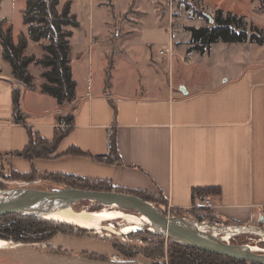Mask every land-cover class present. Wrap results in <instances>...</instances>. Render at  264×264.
I'll use <instances>...</instances> for the list:
<instances>
[{
  "label": "crops",
  "instance_id": "crops-1",
  "mask_svg": "<svg viewBox=\"0 0 264 264\" xmlns=\"http://www.w3.org/2000/svg\"><path fill=\"white\" fill-rule=\"evenodd\" d=\"M165 1H155L154 23L143 24L140 0L130 2L122 13L114 2L85 0L88 17L82 21L77 13L80 26L72 28L70 37V64L77 85L69 103H59L42 91L41 64L28 66L33 87L19 82L0 44V153L22 172L36 168L106 179L115 187L163 195L171 207L189 210L209 199L219 214L264 229V220L260 221L264 207V44L253 57L245 52L215 56V69L205 84L177 77L173 58L160 52L174 47L171 17L160 11ZM73 6L74 0L72 10ZM96 7L105 10L102 19L95 17ZM131 10L141 15L127 18ZM204 14L209 18V13ZM76 32L81 33L82 49L75 46L71 51ZM42 43L29 40L25 53L30 55L29 47ZM158 44L165 47L157 48ZM138 45L146 50L154 80L150 70L140 71L138 59L132 63V48ZM112 51V85L106 88ZM165 62L168 83L162 79ZM32 64L41 68L37 85ZM14 85L21 87L26 123L14 119ZM30 92L35 95L33 102L27 97ZM65 114L74 115V124L57 156L30 160L7 153L25 147L30 139L28 126L52 138L57 118ZM112 136L116 151L110 146ZM74 146L88 154L71 153ZM208 185L220 187L221 192L194 203L193 188Z\"/></svg>",
  "mask_w": 264,
  "mask_h": 264
},
{
  "label": "trees",
  "instance_id": "trees-1",
  "mask_svg": "<svg viewBox=\"0 0 264 264\" xmlns=\"http://www.w3.org/2000/svg\"><path fill=\"white\" fill-rule=\"evenodd\" d=\"M72 3L73 0H25V6L22 9V21L27 26V34L20 33L17 40L14 38L12 32V24L5 27L4 22L6 18L0 19L2 56L11 64L12 75L24 85L33 87L34 76L28 70V66L31 62L41 64L43 67L41 75L44 78V81L41 83V89L54 96L59 103L71 102L75 97L77 85L70 64V37L73 34L72 28L80 26V20L77 13L72 10ZM226 14L222 9H216L213 24L187 26V30L191 34L189 51H196L202 54L210 53L212 45L219 41L229 43L249 41L261 45L264 44L263 28L253 27L251 30H248L243 15H238L232 11ZM29 40L43 42L42 48L44 53L41 57L25 53ZM114 61V51H112L108 57L106 67V88L112 85ZM113 105L115 106V104ZM13 114L16 121L26 123V116L22 112L21 87L19 85H14L13 87ZM73 124V114L60 115L57 118V125L52 138L45 137L40 132L34 131L31 126H28L30 139L25 147L7 153L22 156L30 160L35 158H53L57 156L59 145ZM111 141L112 151H116L113 136L111 137ZM69 151L73 154H88L76 146L71 147ZM38 181L53 183L50 187H47L50 189L58 185H70L93 190H119L133 193L152 203L159 200L155 195L143 190L115 187L106 179H96L76 174L40 172L36 168L22 172L12 165H9L8 169L5 166H0V187L31 186ZM220 192L221 189L218 186H197L192 191L193 201L195 203L197 198L219 194ZM88 201H92V206L80 207L75 203L72 209L98 213L108 208V206L98 204L97 201ZM165 201L164 204L169 207L167 200ZM126 212L133 214L132 212L135 211L126 210ZM170 212L175 215H190L200 221L211 223H238L234 219L219 214L212 207L202 206L185 210L172 206ZM114 219L120 218H106L97 223L103 224L106 222L108 224L110 222L114 226L112 223ZM121 219L128 221L124 218ZM74 226L76 225L72 223L48 220L43 217L23 216L11 213L0 216V239L32 242L48 241L58 232H72ZM142 227V225H139L137 230H140ZM133 231L135 230L127 233ZM152 234L158 236L160 239L158 240L156 252L143 251L147 257L154 259L150 264H261L177 244L171 239L168 240L167 257L161 260L165 243L163 238L165 236L158 231H152ZM241 234L244 233H237L238 236ZM116 246L120 252L126 253L122 245L116 244Z\"/></svg>",
  "mask_w": 264,
  "mask_h": 264
},
{
  "label": "rangeland",
  "instance_id": "rangeland-1",
  "mask_svg": "<svg viewBox=\"0 0 264 264\" xmlns=\"http://www.w3.org/2000/svg\"><path fill=\"white\" fill-rule=\"evenodd\" d=\"M101 1H105L106 4L114 2L115 8L119 13L126 10L130 6V2L134 3V0ZM155 1L156 0H140V7L145 11L143 16L139 17L143 24L154 23ZM74 3L75 6H73V11L78 13L82 21H86L88 14H86L87 9L85 0H74ZM24 6L25 0H0V19L6 18V21L4 22L5 27L12 24V32L16 39L22 32L27 34V26L22 21V9ZM216 9H222L225 15H227L226 13L229 11L237 13L238 15H243L248 30H251L253 27L264 29V0H166L162 6L160 5V11L164 10L165 12H168V15H170L175 34L174 47L171 46V48L168 49L171 50V52L165 51V53L170 55V59L173 58L174 67L173 65L172 67L174 68V74L177 77H183L189 81L198 80L205 84L210 80L212 71L215 69L212 61L214 60V57L219 55L221 52L229 57H231L232 54H239V52L251 53V56L253 57L263 48L262 45L254 43L243 45L238 42L227 43L219 41L214 44L213 54H209L208 52L201 54L194 51L191 56L188 49L190 46L189 40L191 34L187 30V26L213 24L214 20L205 17L204 13H209L212 18H214ZM104 11L105 10L102 7H96L95 17L102 19ZM139 13L137 14L131 10L125 15H127V18H136V15H141ZM134 41H137V38H135ZM72 42L74 44H72L73 46L71 45V51L75 50V46L80 50V32H76L75 36L72 38ZM156 46L157 48L165 47L160 44ZM28 50L31 54H34L37 57L42 56L44 53L42 44H37L34 47L31 45ZM132 50L135 54L132 63L134 64L135 60L138 59L140 61L139 67L142 69L140 71L146 72L150 70L151 73L152 69L145 57L146 50L140 45L133 47ZM81 58H83V56H81ZM31 66L35 75V85H37L39 83V79L42 78L40 77L41 68L40 66L34 64ZM161 69L163 71L162 79L168 83L169 72L166 62L164 67ZM151 75L154 80L153 73H151ZM27 97H29V100L33 102L35 95L30 92ZM1 154L2 153H0V166H5V168L8 169V161L5 156ZM52 184L53 183L45 181H38L31 186L50 189L47 187H50ZM62 186L65 185H58L54 187ZM11 187L13 186L0 187V191ZM155 196L159 200L154 204L161 211L169 215H175L170 212L171 207L164 204V202H166V198H164L163 195ZM91 203L92 201H88V199H86L81 200L76 204L80 207H90L92 206ZM106 209L121 210L115 207H108ZM132 213L136 214L134 212ZM4 219L6 220V218ZM112 223L118 231L120 228L130 225L128 221H124L121 218L114 219ZM72 224L76 225L74 226L72 232H58L48 241L44 240L32 242L0 239V264H150L154 259L147 257L143 251L153 253L158 249V240L160 238L152 234L149 222L138 224L143 227L140 230H137V225L136 230L131 233H117L104 228L105 225H109L110 222L108 224L105 222V224H103L104 226L99 228L100 230L85 228L74 223ZM237 233L239 232H226L222 233V236L225 241L230 240V242L248 243L264 247V241H259V239H256L254 235L250 234L252 236V238H250L251 236L249 234L244 233L238 236ZM163 239L165 243L163 247L164 251H162L163 255L160 258L161 260L165 259L168 254L169 238L165 236ZM116 244L122 245L126 253L122 251L120 252ZM123 261H125V263Z\"/></svg>",
  "mask_w": 264,
  "mask_h": 264
},
{
  "label": "water",
  "instance_id": "water-1",
  "mask_svg": "<svg viewBox=\"0 0 264 264\" xmlns=\"http://www.w3.org/2000/svg\"><path fill=\"white\" fill-rule=\"evenodd\" d=\"M208 17L214 20L212 16ZM86 199L108 207L132 210L140 216L145 215L151 225L150 230L158 231L177 244L264 264V251H255L248 243L227 242L222 236L226 232H243L264 238V229L261 227L246 223H211L190 215H169L151 201L119 190H93L70 185L51 189L37 186L11 187L0 191V216L13 213L43 217L71 208ZM260 221L263 222V218Z\"/></svg>",
  "mask_w": 264,
  "mask_h": 264
},
{
  "label": "bare ground",
  "instance_id": "bare-ground-1",
  "mask_svg": "<svg viewBox=\"0 0 264 264\" xmlns=\"http://www.w3.org/2000/svg\"><path fill=\"white\" fill-rule=\"evenodd\" d=\"M118 217L128 220L131 224L119 229V231L111 224L105 225L104 228L117 233H127L131 230H136L137 225L141 222H148V218L145 215H135L117 209H105L98 213H89L88 211H77L71 207L43 216L44 219L64 223H74L85 228L97 230H100L99 228L105 224L97 223L98 221L106 218ZM251 247L255 251H264V247H260L259 245H251Z\"/></svg>",
  "mask_w": 264,
  "mask_h": 264
},
{
  "label": "built area",
  "instance_id": "built-area-1",
  "mask_svg": "<svg viewBox=\"0 0 264 264\" xmlns=\"http://www.w3.org/2000/svg\"><path fill=\"white\" fill-rule=\"evenodd\" d=\"M165 51L171 52V50H168V49H161L160 50L161 53H165ZM110 146H112V145L110 144ZM202 201L203 202L201 204H194L190 208L202 207V206H205V207H211V206H213L212 205V202L209 199H203ZM169 207H171V206H169ZM261 213H262L263 220H264V207L262 208ZM250 238H252V236ZM261 240L264 241V238H259V241H261ZM227 242H230V240H227Z\"/></svg>",
  "mask_w": 264,
  "mask_h": 264
},
{
  "label": "flooded vegetation",
  "instance_id": "flooded-vegetation-1",
  "mask_svg": "<svg viewBox=\"0 0 264 264\" xmlns=\"http://www.w3.org/2000/svg\"><path fill=\"white\" fill-rule=\"evenodd\" d=\"M98 204H100V203H98ZM102 205V204H101ZM116 208H118V209H121V210H124V211H126L127 209H122V208H119V207H116ZM135 215H137V214H135ZM131 224V223H130Z\"/></svg>",
  "mask_w": 264,
  "mask_h": 264
}]
</instances>
